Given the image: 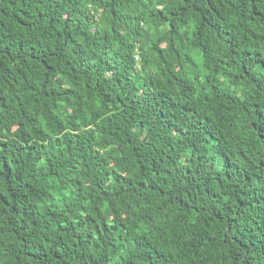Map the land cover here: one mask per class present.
<instances>
[{
  "label": "trees",
  "instance_id": "trees-1",
  "mask_svg": "<svg viewBox=\"0 0 264 264\" xmlns=\"http://www.w3.org/2000/svg\"><path fill=\"white\" fill-rule=\"evenodd\" d=\"M0 264H264V0H0Z\"/></svg>",
  "mask_w": 264,
  "mask_h": 264
}]
</instances>
